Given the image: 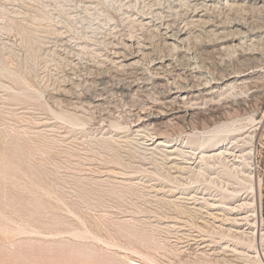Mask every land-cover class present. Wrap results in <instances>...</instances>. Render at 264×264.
Wrapping results in <instances>:
<instances>
[{
  "label": "rangeland",
  "instance_id": "rangeland-1",
  "mask_svg": "<svg viewBox=\"0 0 264 264\" xmlns=\"http://www.w3.org/2000/svg\"><path fill=\"white\" fill-rule=\"evenodd\" d=\"M263 2L0 0V264L264 263Z\"/></svg>",
  "mask_w": 264,
  "mask_h": 264
},
{
  "label": "bare ground",
  "instance_id": "bare-ground-1",
  "mask_svg": "<svg viewBox=\"0 0 264 264\" xmlns=\"http://www.w3.org/2000/svg\"><path fill=\"white\" fill-rule=\"evenodd\" d=\"M232 2V1H231ZM249 2V1H248ZM259 2V1H258ZM238 3V2H237ZM264 3V2H263ZM227 4V3H226ZM229 5V4H228ZM231 5V4H230ZM232 7V6H231ZM181 32V31H180ZM183 32V31H182ZM185 32V31H184ZM186 33V32H185ZM176 36V35H175ZM168 37H170V36H168ZM171 38V37H170ZM179 39V38H178ZM183 40H184V37H183ZM181 41V40H180ZM189 42V41H188ZM192 42H193V40H192ZM202 43V42H201ZM205 43V42H204ZM177 44V43H176ZM184 44H185V42H184ZM204 45V44H203ZM176 47H178V46H176ZM182 47V46H181ZM196 47V46H195ZM175 49H178V48H175ZM198 49V48H197ZM200 50V49H199ZM204 50V49H203ZM202 50V51H203ZM190 52V51H189ZM199 53V52H198ZM196 55V54H195ZM169 65V64H168ZM162 67V66H161ZM165 67V66H164ZM168 67V66H167ZM1 68V67H0ZM201 74V73H200ZM214 76V75H213ZM224 77V76H223ZM235 78V77H234ZM215 79V78H214ZM217 79V78H216ZM212 80H213V77H212ZM210 81V80H209ZM220 81V80H219ZM233 81V80H232ZM237 81V80H236ZM214 82V81H213ZM243 82V81H242ZM176 83V82H175ZM174 83V84H175ZM210 83V82H209ZM208 83V84H209ZM212 83V82H211ZM236 83H238V82H236ZM244 83V82H243ZM232 84H234V83H232ZM152 85V84H151ZM230 85V84H229ZM228 85V86H229ZM237 85V84H236ZM235 85V86H236ZM241 85V84H240ZM245 85H247V84H245ZM178 86V85H177ZM219 87V86H218ZM237 87V86H236ZM150 88V87H149ZM152 88V87H151ZM212 88V87H211ZM211 88H209V89H211ZM222 88V87H221ZM224 88H225V86H224ZM168 89H169V87H168ZM172 89V87L170 88V90ZM206 89V88H205ZM230 89V88H229ZM232 89H234V88H232ZM237 89V88H236ZM169 90V91H170ZM183 89H182V87H181V89L180 90H176L175 91V89H174V91L177 93L176 95V97H173L174 98V100H177V97H180V96H182L183 95V91H182ZM214 90H216V89H214ZM213 89H212V91H214ZM218 90H221V89H218ZM217 90V91H218ZM223 90V89H222ZM221 90V91H222ZM173 91V92H174ZM220 91V92H221ZM171 92V91H170ZM211 93H213V92H211ZM214 93H215V91H214ZM169 94H171V93H169ZM191 94V93H190ZM221 94V93H220ZM175 95V94H174ZM169 96V95H168ZM190 97V96H189ZM186 98V97H185ZM171 99V98H170ZM190 99V98H189ZM193 99V98H192ZM191 99V100H192ZM172 100V99H171ZM178 100H180V99H178ZM184 100V99H183ZM186 100V99H185ZM194 100V99H193ZM170 105V104H169ZM179 106V105H178ZM146 107H148V106H146ZM163 107V106H162ZM165 107V106H164ZM186 107V106H185ZM143 109V108H142ZM161 109V108H160ZM177 109V108H176ZM163 110V109H162ZM180 110V109H179ZM187 110V109H186ZM183 111V110H182ZM163 112V111H162ZM161 112V113H162ZM150 113V112H149ZM187 113H188V111H187ZM189 114V113H188ZM163 115V114H162ZM192 115V114H191ZM142 116V115H141ZM145 117V116H144ZM188 117V116H187ZM253 117V116H252ZM254 118V117H253ZM145 119V118H144ZM241 119V118H240ZM239 119V120H240ZM245 119V118H244ZM147 120V119H146ZM256 120V119H255ZM234 122V121H233ZM241 123V122H240ZM246 123V122H245ZM71 124V123H70ZM150 124V123H149ZM222 124V123H221ZM227 124V123H226ZM243 124V123H242ZM146 125V124H145ZM251 128V127H250ZM247 129H249V128H247ZM236 130H238V128H233L232 126H230V125H227V126H224V127H222L221 129H215V130H212L211 131V133H212V135H210L209 137H207L206 138V153H207V149H209V148H211V149H209V150H212V148H214L215 149V146H217V145H220V149H219V152H214L213 154H206V162H207V159L209 158H217V159H219L220 161H219V163L221 164V165H223V166H225V167H227L229 170H230V172L234 175V177L237 179V180H239V182H240V184L242 183V181L244 182H249V181H251V179L256 175L255 173V175L254 174H252V172H251V170H249L248 169V167L250 168V166H251V161L249 160V159H252L253 157V155H254V151L253 150H250V151H248L247 153H245V148H243L242 147V149H239V151H237L236 152V150L233 148V147H228V146H223L222 144H224L225 143V141H226V139L228 138L227 136H229L230 135V133H234V131L236 132ZM252 130V129H251ZM244 131V130H243ZM247 132H248V130H247ZM162 133V132H161ZM210 133V132H209ZM239 133V132H238ZM147 135H149V133L147 134ZM245 135V134H244ZM247 135H248V133H247ZM152 136V135H151ZM158 136V135H157ZM150 137V136H149ZM159 137V136H158ZM163 137H165V136H162L161 138H163ZM232 137V136H231ZM244 137V136H243ZM252 132L250 133V138L251 139H249V138H247L246 136H245V138H244V140H243V142H244V144H249L251 141H252ZM148 139H150V138H148ZM257 139V138H256ZM151 140V139H150ZM149 140V141H150ZM242 140V139H241ZM145 141H147V140H145ZM160 141V140H159ZM232 141V140H231ZM254 141V140H253ZM182 143V142H181ZM208 143H210V144H208ZM233 143V142H232ZM208 144V145H207ZM153 145V144H152ZM159 145H163V146H168V143H167V140L165 139H163L160 143H159ZM171 145H172V143H171ZM222 145V146H221ZM227 145V144H226ZM234 146V145H233ZM161 147V146H160ZM172 147V146H171ZM239 147V146H238ZM147 148V147H146ZM148 148H150V147H148ZM162 148V147H161ZM173 148V147H172ZM171 148V149H172ZM182 148V147H181ZM254 148H255V145H254ZM176 149H179V148H176ZM213 149V150H214ZM256 149V148H255ZM151 150V149H150ZM169 150V149H168ZM167 150V151H168ZM182 150H184V149H182ZM201 150V149H200ZM189 151V150H188ZM257 151V150H256ZM118 152V151H117ZM182 152V151H181ZM181 152H179V154L181 153ZM238 152H240V155H238V154H236V153H238ZM164 153V152H163ZM183 153V152H182ZM257 153V152H256ZM176 154V153H175ZM184 154V153H183ZM190 154V153H189ZM191 154H193V153H191ZM115 155H116V153H115ZM181 155V154H180ZM179 155V156H180ZM116 156H118V154L116 155ZM165 156V155H164ZM193 156V155H192ZM232 156H234V158H235V163L236 162H238L239 164L237 165V166H234V168H230V166L228 165V161L230 160V158L232 157ZM256 156V155H255ZM168 157V156H167ZM200 157V156H199ZM119 158H121V157H119ZM116 159V158H115ZM168 159V158H167ZM196 159V158H195ZM168 160H170V159H168ZM123 161V160H122ZM164 161H166V160H164ZM255 161V160H254ZM205 162V163H206ZM217 162V161H216ZM125 163V162H124ZM208 163V162H207ZM235 163H233V164H235ZM126 164V163H125ZM162 164V163H161ZM183 164V163H182ZM245 165L246 167V169L244 168V166H243V168H239V166L240 165ZM128 166V165H127ZM201 166V165H200ZM186 167V166H185ZM240 167H242V166H240ZM175 168V167H174ZM187 168H188V166H187ZM253 168V167H252ZM184 171V170H183ZM182 172V171H181ZM164 173V172H163ZM165 174V173H164ZM242 174V175H241ZM165 176H166V174H165ZM211 176V175H210ZM220 178V177H219ZM222 178V177H221ZM257 178V177H256ZM217 179V178H216ZM141 181V180H140ZM194 182V181H193ZM125 183V182H124ZM144 183V182H143ZM223 183V182H222ZM221 183V184H222ZM255 183H256V179H255ZM257 183H258V181H257ZM251 184V183H250ZM182 185V184H181ZM256 185H258V184H256ZM136 186H138V184L136 185ZM136 186H135V188H136ZM173 186V185H172ZM222 187H224V186H222ZM230 187V186H229ZM178 188V187H177ZM233 188H234V186H233ZM232 188V190H229L228 188H226L225 189V191L226 192H228V193H230V196H233V197H235L236 195H237V190L236 189H233ZM128 189H130V188H128ZM134 189V188H133ZM259 189V188H258ZM135 190V189H134ZM171 191H172V189H170ZM248 190V189H247ZM142 191V190H141ZM250 191V190H249ZM257 191V190H256ZM143 192V191H142ZM248 192V191H247ZM241 195V194H240ZM242 196V195H241ZM244 196H247V194L246 195H244ZM192 197H194V196H192ZM207 197V196H206ZM189 198V197H188ZM190 199H191V197H190ZM249 199H250V196H249ZM260 199V198H259ZM194 200V199H193ZM237 200V199H236ZM252 200H253V198H252ZM258 200V199H257ZM166 201V200H165ZM164 201V202H165ZM179 201V200H178ZM177 201V202H178ZM210 201V200H209ZM167 202V201H166ZM170 202V201H169ZM258 202V201H257ZM261 202V201H260ZM168 204V203H167ZM237 204V203H236ZM244 204H249V205H251V207L250 208H252L253 209V213L251 212V214L250 215H242V214H238V216L236 215L235 217H232L231 219H233V223H234V225L233 226H237V225H240V224H242L243 223V221H247V223L249 224V227L248 228H251V229H256V231H254V230H252L250 233H252V237H256V235L258 236V237H260L261 238V241H262V243L264 244V218H263V212H262V208H261V206L260 205H257V207H256V205H254V204H252V203H249L248 201L247 202H243V203H240V205H238V206H241V207H243V205ZM259 204V203H258ZM163 205H165V204H163ZM179 205V204H178ZM182 205V204H181ZM184 205V204H183ZM188 205V204H187ZM199 205V204H198ZM220 206V205H219ZM237 206V207H238ZM182 207V206H181ZM201 207V206H200ZM236 207V206H235ZM231 208V207H230ZM182 209V208H181ZM183 210V209H182ZM209 210V209H208ZM214 210V209H213ZM219 211V210H218ZM231 211V210H230ZM185 213V212H184ZM192 213V212H191ZM231 213V212H230ZM243 213V212H242ZM247 214H249V213H247ZM234 215V214H233ZM194 216V215H193ZM213 217V216H212ZM230 218V217H229ZM225 220V219H224ZM134 221V220H133ZM118 222V221H117ZM163 222V221H162ZM168 222V221H167ZM216 222V221H215ZM246 223V222H245ZM202 224V223H201ZM216 224H218V223H216ZM166 225V224H165ZM169 226H170V224H168ZM230 225V224H229ZM120 226V225H119ZM208 226V225H207ZM213 226V225H212ZM171 227V226H170ZM243 227V226H242ZM241 227V228H242ZM135 228V227H134ZM199 228V227H198ZM126 231V230H125ZM129 231H130V229H129ZM132 231V230H131ZM214 231V230H213ZM217 231V230H216ZM230 231V230H229ZM241 231V230H240ZM243 231V230H242ZM135 232V231H134ZM247 232H249V231H247ZM247 232H245V233H247ZM243 234V233H242ZM136 235H138L137 233H136ZM233 235V234H232ZM79 236V235H78ZM140 236V235H139ZM191 236V235H190ZM235 236V235H234ZM240 236H243V235H240ZM240 236H239V238H240ZM244 237V236H243ZM145 238V237H144ZM151 238V237H150ZM249 238V237H248ZM247 238V239H248ZM149 239V238H148ZM256 239V238H255ZM100 240V239H99ZM145 240H147V239H145ZM142 241V240H141ZM148 241V240H147ZM131 242V241H130ZM150 242H152V241H150ZM209 242V241H208ZM258 242H260V241H258ZM153 243H155V242H153ZM157 243V242H156ZM158 246H160L159 245V243H158ZM258 247V246H257ZM263 247H264V245H263ZM161 248V247H160ZM212 248V247H211ZM226 248V247H225ZM229 248V247H228ZM241 248V247H240ZM237 249V248H236ZM215 250V249H214ZM221 250V249H220ZM241 250V249H240ZM207 251V250H206ZM144 252V251H143ZM204 252V251H203ZM216 252V251H215ZM226 252V251H225ZM228 252V251H227ZM241 252H243L242 250H241ZM254 252V251H253ZM259 252V251H258ZM155 253V252H154ZM208 253V252H207ZM249 253V252H248ZM260 253V252H259ZM129 254H131V253H129ZM146 254V253H145ZM206 254V253H205ZM243 254V253H242ZM254 254V253H253ZM256 254V253H255ZM264 254V253H263ZM196 255H198V254H196ZM209 255V254H208ZM261 255V254H260ZM211 256V255H210ZM255 256V255H254ZM258 258L257 259H259L260 260V258H259V255L257 254L256 255ZM217 257V256H216ZM215 257V258H216ZM221 257V256H220ZM225 257V256H224ZM245 257H247V256H245ZM250 257V256H249ZM262 257V256H261ZM213 258H214V256H213ZM218 258V257H217ZM233 258H234V256H233ZM243 258V257H242ZM263 258V257H262ZM143 259V258H142ZM210 259V258H209ZM212 259V258H211ZM223 259H225V258H223ZM222 259V260H223ZM248 259V258H247ZM234 260V259H233ZM240 260V259H239ZM239 260H237V261H239ZM262 260V259H261ZM260 260V261H261ZM264 260V259H263ZM207 261V260H206ZM215 261H216V259H215ZM217 261H220V259L219 260H217ZM249 261V260H248ZM258 262V261H257ZM136 263V262H135ZM154 263V262H153ZM204 263V262H203ZM209 263V262H208ZM213 263H215V262H213ZM240 263H242V262H240ZM239 263V264H240ZM249 263V262H248ZM259 263V262H258ZM261 263V262H260ZM155 264V263H154ZM173 264V263H172ZM189 264H190V262H189ZM218 264V263H217ZM225 264H227V263H225ZM262 264H264L263 262H262Z\"/></svg>",
  "mask_w": 264,
  "mask_h": 264
}]
</instances>
